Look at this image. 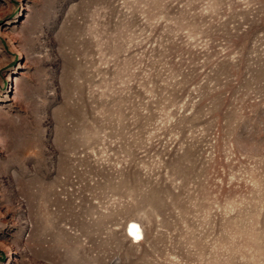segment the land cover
Masks as SVG:
<instances>
[{
    "label": "rangeland",
    "instance_id": "374dc122",
    "mask_svg": "<svg viewBox=\"0 0 264 264\" xmlns=\"http://www.w3.org/2000/svg\"><path fill=\"white\" fill-rule=\"evenodd\" d=\"M0 264H264V0H0Z\"/></svg>",
    "mask_w": 264,
    "mask_h": 264
},
{
    "label": "bare ground",
    "instance_id": "6f19581e",
    "mask_svg": "<svg viewBox=\"0 0 264 264\" xmlns=\"http://www.w3.org/2000/svg\"><path fill=\"white\" fill-rule=\"evenodd\" d=\"M127 234L133 241L138 240L141 236L139 225L134 221H130L127 225Z\"/></svg>",
    "mask_w": 264,
    "mask_h": 264
}]
</instances>
